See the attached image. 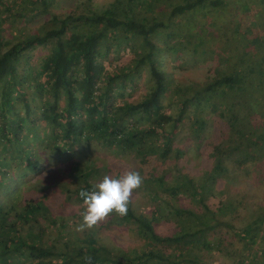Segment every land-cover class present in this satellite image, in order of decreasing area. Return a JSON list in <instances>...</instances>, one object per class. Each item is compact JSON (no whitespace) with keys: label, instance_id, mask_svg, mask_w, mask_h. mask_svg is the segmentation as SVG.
<instances>
[{"label":"rangeland","instance_id":"374dc122","mask_svg":"<svg viewBox=\"0 0 264 264\" xmlns=\"http://www.w3.org/2000/svg\"><path fill=\"white\" fill-rule=\"evenodd\" d=\"M44 1L0 0V39L3 50L34 32L43 33L45 28L54 23L52 13L89 14L91 9L101 10L114 2ZM222 1L223 7L208 5L175 16L170 14V0L157 1L151 7L145 4L135 7L141 15L146 16L147 21L152 22L155 18L166 25L154 29L151 38L156 44L155 65L164 75L165 89L160 99L162 110L177 120L176 125L172 119L163 130L158 129L143 141L145 153L140 150L125 151L114 145L109 147L94 136L72 144L65 151L52 148L53 140L60 130H53L52 122L38 118L44 103L51 102L53 96L46 91L41 96L38 95L36 81L45 83L46 78L44 75L38 78L31 68L37 69L42 59L52 51L53 42L36 45L26 51L18 71L27 94L14 100L10 118L18 121L26 117L28 123L23 124L22 130L24 142L27 148L35 150L41 156L42 167L34 172L24 170L26 164L19 163L17 157L13 158L10 152L7 153L4 157L9 161L8 165L0 166V170L6 172L0 183V202L9 200L19 203L30 198L37 200L44 197L49 202L56 221L43 223L42 226L46 229L44 237H56L59 245H82L80 239L93 234L114 256H119L122 262L126 261L127 255L132 256L134 250L152 248L161 251L167 248L170 251L179 244L148 242V232L134 218L126 215L118 216L113 213L92 229L82 232L75 230L82 220L80 213L83 211V202L77 191L82 183L80 169L85 165L93 168L88 178L92 185L105 175L118 177L125 171L135 170L142 177V184L134 190L128 209L150 219L155 232L174 235L200 228L201 219L207 220L212 215L205 210L202 202L212 210L223 204V209L209 220L211 228L204 233L212 242L211 248L201 247L196 241H189L187 244L183 239L181 244L184 247L193 246V252L202 258L204 264H263L264 242L258 241L259 245L250 247L239 233V229L264 212L263 103L260 97L256 98L257 101L253 97L249 99L247 90L243 93L228 91L223 94L219 91L218 94H206L205 88L213 82L218 69L228 71L235 68L242 72L240 64H245L248 60L241 63L236 60L237 57L244 58L253 54V58H258L264 53V47L260 43L249 45V40L242 33H246V29L261 20L257 31L264 38V0ZM259 10L260 18H254L255 11ZM77 22L83 21L75 23ZM143 46L142 37L129 38L120 32L108 36L101 43L103 53L99 60L103 68L100 70V87H112L109 99L115 105L143 100L156 84L149 61L143 56L147 50ZM253 47L256 48L250 49ZM140 58L142 60L136 67ZM81 63L76 68L80 75ZM114 74L116 84L107 79ZM127 77L129 79H123ZM242 94L245 102L240 99ZM185 98L188 99L185 101ZM25 99L30 104L29 113ZM183 100L185 108L181 111ZM59 102L64 104L63 95ZM231 107L239 110L241 117L245 115L246 125L252 120V128L247 129L254 131L253 140L262 143L261 147H257V158L254 160L247 158L244 163L236 162L243 155H239L236 149H231L238 142L235 130L237 127L231 128L228 124ZM249 111H253L252 117L248 116ZM144 124L143 120L139 123ZM169 130L172 131L171 135H168ZM167 140L171 143V150L162 157L161 144ZM48 144L51 145L50 150L47 148ZM216 162H220L223 169H218L215 178L209 180L210 184L202 187L205 182L202 176L212 172ZM54 174H57L56 178L53 177ZM1 175L2 172L0 177ZM187 178L191 179L187 186H182L176 193L166 189V186L179 184ZM181 209H191L194 214L181 212ZM60 217H63V224H60ZM216 220L219 223L213 225ZM193 252L170 256V264H201L191 259ZM27 264L33 263L27 261ZM148 264L157 263L150 260Z\"/></svg>","mask_w":264,"mask_h":264},{"label":"trees","instance_id":"16d2710c","mask_svg":"<svg viewBox=\"0 0 264 264\" xmlns=\"http://www.w3.org/2000/svg\"><path fill=\"white\" fill-rule=\"evenodd\" d=\"M157 1L160 0H114L101 10H89V14L73 15L68 13L61 15L52 13L54 23L49 28H45L43 33L34 32L24 40L14 43L4 50L0 39V166L8 165L9 161L4 156L10 152L13 158L17 157L19 163L26 164L24 170L34 172L42 167L41 156H38L35 150L27 148L24 142L22 130L23 124L27 122L26 117L20 118L18 121L10 118V112L14 108V100L20 96L25 97L27 94L24 91L27 88L23 80L20 79L18 66L22 62L25 52L36 45L53 42L52 51L42 59L37 69L31 68L32 73L37 74L38 78L41 75L46 78L45 83L36 81L35 86L38 88V95L41 96L46 91L53 96L51 102L44 103L45 106L39 113L41 119L38 118L52 122V125L55 126H53V130L55 128L60 130L53 140L52 148L65 151L72 144L82 139L88 140L94 136L101 139L102 143L109 147L114 145L125 151L140 150L145 153L143 152L144 140L158 129L163 130L172 119L174 124H177L175 118L162 110L160 99L165 89L164 75L155 65L156 44L151 38L154 29L166 25L155 18L152 19V22L147 21L146 16L141 15L135 8L144 4L151 7ZM170 1L172 4L171 16L208 5L219 7L223 3L222 0ZM40 2L44 3L45 1L40 0ZM255 14L254 18H260L261 10L255 11ZM80 20L83 22L75 23ZM258 24H261V20L260 23L246 29L248 35L242 33L245 34V39L249 40V45L255 46L256 43H260L264 47V38L258 34L260 27ZM255 27L256 30L254 31ZM115 32L116 34L120 32L129 38L142 37V43L147 49L143 56L149 61L156 84L150 93L139 102H125L115 105L109 99L112 87H100V70L103 68L99 60L103 53L101 43L108 36L114 35ZM254 48L256 47L250 49ZM253 57V54L248 57L244 56V58L237 57L236 60L241 63L248 60L247 63L240 64L239 68L241 70L243 68L242 72L236 71L232 67V70L227 69L228 71L218 69L213 82L205 88L206 94H218L219 91H222L223 94H227L228 91L243 93L244 90H247L249 99L253 97L255 100L260 97V101L263 103L262 107H264V93H262L264 91V53L258 58ZM138 60L136 67L142 58ZM252 60L255 62H250ZM80 63L81 75L76 71ZM123 76H125L124 73ZM107 79L115 81L116 84V74L108 76ZM14 90L16 94H14ZM61 95L64 96V104L59 102ZM197 95L198 93H196ZM244 97L242 94L240 99L245 102ZM188 98H185V101ZM25 106L29 113L28 99H25ZM184 108L185 102L183 100L181 111ZM226 109L229 110L230 107H226ZM252 112H248L249 117L254 115ZM229 118L228 124L231 128L237 127L235 130L238 134V142L231 149H236L239 155H243L236 162L244 163L247 158L256 159L257 147H261L262 143L259 140H253L254 131L247 129L252 128V120H249L250 124L246 125L247 118L245 115L241 117V112L235 107H231ZM141 120L145 122L144 125H139ZM169 131L168 135H171L172 131ZM164 134L166 135V133ZM245 142L246 144H244ZM170 144L168 140L161 144L162 157H165L171 150ZM64 146L66 148H63ZM47 148L50 150L51 145L48 144ZM92 169V167L88 168L87 165L80 169V175H78L81 176L82 183L78 187V193L81 189L90 191L93 188V185L88 182ZM218 169H223L220 162L215 163L212 172L202 176L205 178L202 187L210 184L209 180L215 178L219 172ZM1 172L0 183L3 182V176L6 174L5 171L0 170ZM53 177L56 178L57 174H54ZM190 180L184 179L179 184L166 186V189L176 193L182 186L186 187ZM202 205L206 211L212 213L211 217L204 221L201 219L202 226L200 228L174 235L158 234L155 232L150 219L143 214H135L131 208L128 209L126 216L134 218L148 232L146 235L148 242L157 241L167 245L175 242L179 245L172 247L171 250L169 249L170 251H167V248L161 251L152 248L150 250H134L133 255H127L126 261L122 262L119 256H114L112 251L98 241L93 234L81 238L82 245H72L71 247L67 243L59 245L56 237L45 239L44 232L46 229L43 228V223H56V221L53 219L49 202L44 197L37 200L30 198L19 203L3 200L0 202V264H27V261L33 264H52L53 261V264H148L150 260L157 264H170L172 262L169 260L170 256L191 254L190 251L193 252L194 250L193 246L184 247L183 243L181 244L182 239L187 244L189 241H196L201 247L211 248L212 242L206 238L204 233L211 228L212 225L209 220L215 217L217 211L223 209V204L215 210L209 208L205 202H202ZM183 211L194 214L191 209H181V212ZM59 221L60 224H63V217H60ZM218 223L219 220H216L213 225ZM239 233L246 239V244L250 247L255 244L259 245L258 241L264 242V212L256 215L248 225L239 229ZM253 250L258 252L257 249ZM262 252L264 253V250ZM45 259L48 261L45 262ZM191 259L204 264L202 258L194 252Z\"/></svg>","mask_w":264,"mask_h":264},{"label":"clouds","instance_id":"9594fccd","mask_svg":"<svg viewBox=\"0 0 264 264\" xmlns=\"http://www.w3.org/2000/svg\"><path fill=\"white\" fill-rule=\"evenodd\" d=\"M142 184V177L135 170L125 171L118 177L105 175L93 185L92 190L79 192L83 202L82 220L75 227L78 232L92 229L109 215L125 216L135 189Z\"/></svg>","mask_w":264,"mask_h":264}]
</instances>
